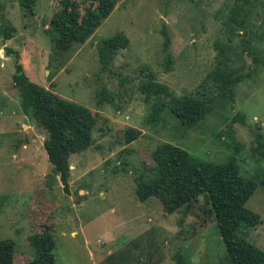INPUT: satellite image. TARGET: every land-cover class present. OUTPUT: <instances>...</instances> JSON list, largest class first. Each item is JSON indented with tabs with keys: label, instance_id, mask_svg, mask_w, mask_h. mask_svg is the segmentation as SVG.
<instances>
[{
	"label": "rangeland",
	"instance_id": "1",
	"mask_svg": "<svg viewBox=\"0 0 264 264\" xmlns=\"http://www.w3.org/2000/svg\"><path fill=\"white\" fill-rule=\"evenodd\" d=\"M252 1L120 0L86 43L61 51L50 32L60 0H37L34 15L20 0H0V240L15 241L17 264H30L29 237L48 226L60 264H175L178 252L187 264H232L207 196L168 214L158 199L139 201L136 178L165 142L207 161L234 157L244 176L264 177L255 150L264 133V0ZM119 33L130 43L104 66L98 45ZM16 61L32 81L97 116L94 143L70 157V192L48 160L46 129L22 111ZM145 67L172 95L214 97L210 113L186 125L165 107L149 123L154 102L172 96L146 101ZM219 69L238 81L224 90ZM127 127L142 130L130 144ZM246 206L262 220L241 231L264 250L263 185Z\"/></svg>",
	"mask_w": 264,
	"mask_h": 264
},
{
	"label": "trees",
	"instance_id": "2",
	"mask_svg": "<svg viewBox=\"0 0 264 264\" xmlns=\"http://www.w3.org/2000/svg\"><path fill=\"white\" fill-rule=\"evenodd\" d=\"M253 4L252 0H247ZM26 15L35 14L37 0H20ZM120 0H60L50 21L55 48L66 51L75 44L86 43L116 8ZM84 6V11L82 10ZM240 10H237L239 12ZM13 29H5L6 39L14 36ZM165 46L169 45V35L164 30ZM130 38L119 33L98 45L100 61L104 66L113 61L121 48H127ZM10 52H13L10 48ZM19 53H17V57ZM168 62L171 56L168 55ZM256 60H259L255 57ZM262 61V58H261ZM146 79L140 90L146 101L172 96L167 101L158 99L152 106L148 118L154 124L162 119L168 108L171 114L186 125L202 121L211 111L214 97L205 94L172 95L165 84L155 78L145 67ZM226 90L238 81L226 70L219 69L213 75ZM13 80L19 90L23 113L40 122L47 131L44 148L48 160L59 173L63 189L70 192L72 168L70 157L87 150L94 143L96 114L85 105L69 100L50 88L30 79L23 64L16 61ZM142 135V130L127 127L124 131L125 143L130 144ZM256 152L264 157V133L256 134ZM155 165L144 169L136 178V195L141 202L158 199L168 214L192 205L203 195L207 196L212 212L232 264H264V250L251 242L242 233V228H255L261 222L260 214L249 209L246 204L257 191L264 187V177L249 178L240 171L234 157L225 162L200 159L183 147L171 142L159 144L152 152ZM145 167V166H144ZM36 254L30 264H60L56 255V239L51 226L29 237ZM15 241L0 240V264H17ZM175 264H187L184 255H175Z\"/></svg>",
	"mask_w": 264,
	"mask_h": 264
},
{
	"label": "water",
	"instance_id": "3",
	"mask_svg": "<svg viewBox=\"0 0 264 264\" xmlns=\"http://www.w3.org/2000/svg\"><path fill=\"white\" fill-rule=\"evenodd\" d=\"M111 246H109V248H110Z\"/></svg>",
	"mask_w": 264,
	"mask_h": 264
}]
</instances>
